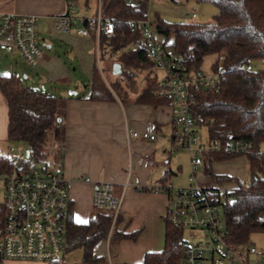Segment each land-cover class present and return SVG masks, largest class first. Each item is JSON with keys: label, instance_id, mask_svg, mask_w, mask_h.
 Returning <instances> with one entry per match:
<instances>
[{"label": "trees", "instance_id": "obj_1", "mask_svg": "<svg viewBox=\"0 0 264 264\" xmlns=\"http://www.w3.org/2000/svg\"><path fill=\"white\" fill-rule=\"evenodd\" d=\"M99 1L101 16L110 19L108 30L98 37L100 55L107 54L112 62L121 65L118 78L124 81L127 90L135 89L133 81L137 73L149 70L141 78L143 85L136 93V102L166 103V99L151 95L156 79L153 63L141 46V34L131 24V20L147 17V0ZM194 1L209 2L216 7L211 21L175 22L156 15L151 23L154 35L159 36L155 38L165 52L182 57L185 72L201 69L203 59L211 56L209 69L219 73L220 85L216 91L206 89L193 94L190 114L195 124L206 127L208 139H218L221 143L242 139L251 144L242 154L247 162L248 180L234 179L232 200L221 205L220 211L225 242L242 246L249 243L252 233L264 231V0ZM219 56H222L220 60ZM242 63H249L252 68L241 70L238 66ZM255 63L260 67L255 68ZM113 85L120 88L119 83ZM0 93L7 106L6 139L24 142L25 150L29 151L28 161L43 158L48 132L55 141L63 136L62 99L43 88L25 85L21 76L12 73L0 75ZM88 98L109 100L114 95L103 81L96 84L91 81ZM237 155L225 149L204 153L207 185L231 181L225 174H213L208 165ZM7 168L6 155L1 154L0 171ZM3 214L0 204V224ZM111 218L109 213L96 210L86 222L76 223L67 207L64 251L80 249L83 263L103 264L104 256L94 254L100 240L108 238L113 243L123 238L134 240L137 236V231L124 233L110 228ZM164 224L162 248L144 253L135 264L180 263L183 230L165 221Z\"/></svg>", "mask_w": 264, "mask_h": 264}, {"label": "built area", "instance_id": "obj_2", "mask_svg": "<svg viewBox=\"0 0 264 264\" xmlns=\"http://www.w3.org/2000/svg\"><path fill=\"white\" fill-rule=\"evenodd\" d=\"M132 0H127L131 2ZM190 17H195L194 13ZM37 16L31 13L0 11V50L17 52L31 68L39 66L41 51L36 39ZM56 32L74 31L80 36L92 34L98 43L101 32H106L110 19L100 14V1L94 15L76 14L71 1L63 14L53 17ZM132 27L141 34V46L158 71L151 95L166 99L173 125V150L188 153L189 183L174 186L162 181L143 187L135 184L138 191L149 190L165 194V223L187 230L180 246L179 264H264V251L251 244L232 246L225 242L221 205L232 200L233 186L219 184L209 186L196 180L195 170L202 164V155L208 151L225 149L233 154H244L251 144L242 139L221 143L218 139L202 140L197 125L190 114L195 92L216 91L220 76L213 70L198 69L185 72L182 57L166 53L155 38L151 21L131 20ZM222 56H219L220 60ZM241 70L252 65L242 63ZM126 136L154 140L153 131L125 128ZM8 168L0 171L2 195L0 204L4 214L0 224V260H35L46 264H62L65 236V218L68 207L66 180L57 169L47 166L30 167L29 155L20 146H10L6 152ZM89 181V178H83ZM130 185L128 176L122 187ZM112 185L101 182L95 185L92 204L111 215L114 224L120 208V199L111 195ZM196 232V233H195ZM109 234V232H108Z\"/></svg>", "mask_w": 264, "mask_h": 264}, {"label": "crops", "instance_id": "obj_3", "mask_svg": "<svg viewBox=\"0 0 264 264\" xmlns=\"http://www.w3.org/2000/svg\"><path fill=\"white\" fill-rule=\"evenodd\" d=\"M68 1L73 3L78 15L89 17L95 13L88 12L89 0L81 1L80 11L76 5L78 0H13L10 12L35 14L36 22L39 19L47 22L66 12ZM92 6L96 10L97 0ZM46 33V29L42 28L41 34L46 36ZM50 39L60 41L71 67L61 62L53 51L52 43L48 41L45 53H41L39 66L34 69L45 73L46 80L65 78L67 84L75 85L74 89L58 91L63 105V136L53 146V169L59 170L66 180L71 218L76 223L86 222L98 210L92 204L95 185L110 183L111 195L120 199L119 212L112 228L124 233L137 231V236L134 240L123 238L113 243L104 238L95 245L94 254L104 256L103 264L139 263L144 253L159 251L163 246L166 197L161 192L138 191L134 185L148 187L162 181L175 185L189 183V165H177L178 156L175 152L178 149L172 152L173 125L168 101L157 105L136 102L135 96L140 88L138 85L133 91L125 88L109 100L89 99L91 76L100 68L101 57L94 36H80L71 30H54L53 38ZM8 70L9 74H14L13 66L0 57V75H8ZM18 72L21 78L26 77L22 68ZM74 72L80 73L87 80L81 93H77L80 84L75 79L77 77H70ZM153 72L157 77L158 71L153 68ZM6 123L7 106L0 93V151H7L11 146L6 139ZM125 128L153 131L155 139L128 137ZM243 159L244 155H237L227 160L212 161L208 166L213 174L230 176L233 180L222 184L233 186L234 179L244 181L239 169L243 166ZM200 167H206L203 161ZM233 168L236 170L233 171ZM126 175L130 185L123 188ZM83 178H89V181ZM196 180L202 184L209 183L205 172ZM249 244L263 250L262 245ZM75 250L79 251L76 255L72 254L73 250H63L62 264H86L81 261L80 249ZM0 264L46 263L35 260H0Z\"/></svg>", "mask_w": 264, "mask_h": 264}, {"label": "rangeland", "instance_id": "obj_4", "mask_svg": "<svg viewBox=\"0 0 264 264\" xmlns=\"http://www.w3.org/2000/svg\"><path fill=\"white\" fill-rule=\"evenodd\" d=\"M81 1L78 0L77 2V9L80 11L81 9ZM95 0H89L90 2V10L88 12H94L95 11V6H92L94 4ZM13 0H0V11L3 12H9L12 11L11 6H12ZM217 12L216 7L209 2H201V1H194V0H147V18L152 21L154 16L158 15L160 18L166 20V21H193V22H209L212 20L213 15ZM194 13L195 17H190V14ZM89 16V15H88ZM87 17V16H86ZM42 28L46 29V34L48 35H42ZM54 35V23L53 19L52 20H47V22L41 21L40 19L36 22V39H37V44L40 48V51L42 54L45 53L46 48L45 45L49 41L52 43L53 46V51L55 55L61 60V62H65L68 66L71 67V62L68 60L67 56H65V53L63 51V47L61 46V43L59 40L55 39L52 40L50 38H53ZM157 39H159V36L155 35ZM48 42V43H49ZM56 42V43H55ZM65 48V47H64ZM0 57L3 58L5 63L8 65L13 66V73L15 75L19 76V69L22 68L24 72L26 73V77L21 78L22 83H24L27 86L30 87H36V88H43L44 91L51 93L52 95H57L59 96V90L61 89H66L65 91H68V89H74V84L69 85L67 84V81L65 78H58L55 80H46L45 73L38 72L36 69L29 67L18 55L17 52H9V53H4L3 51L0 50ZM212 60L211 56H207L203 59L201 69L208 71L209 70V65ZM112 60L108 57L107 54L101 55L100 57V68L97 69L92 73L91 79L92 81L96 84L99 83L100 81H103L106 86L109 87L110 92L116 96L123 92L125 89L124 86V81L119 80L118 75H114L111 72V66H112ZM255 68L260 67L259 63H255L253 65ZM149 72V70H143L142 72L137 73L135 76V80L133 81L134 84L138 85L141 87L143 85V82L141 79L142 76ZM10 73V70H8V74ZM75 74H70V77H74V75L77 77L75 79H78V82H80L79 87H78V92L81 93L84 90V86L87 85V80L86 78L82 77L80 73L74 72ZM116 81V82H115ZM115 83L120 84V88L116 89L114 87ZM77 87V85H76ZM73 91V90H72ZM119 93V94H118ZM197 129V134L199 137L204 140L207 137L206 134V127L201 126V127H196ZM11 146H20L23 150L26 149V145L24 142L21 141H9ZM55 140H53L52 135L50 132L47 134L46 138V143L43 146V151L46 152V155L39 159L38 161H33L32 159L29 160V166L30 167H42V166H47L49 169L54 168V153H53V146L55 144ZM6 150H1L0 154H6ZM173 152V149H172ZM176 155L178 156V164H188V153L186 151H183L181 149H178L177 152H175ZM175 156V154H173ZM180 163V164H179ZM241 174L243 175V180L247 181L248 180V172H247V162L243 159V166L241 168ZM233 171L236 169L233 168ZM233 173V172H231ZM188 174H189V166H188ZM204 175V169L203 167H198L195 170V177L198 179L200 175ZM233 179L231 178V181ZM232 183V182H231ZM174 186H185L183 184H178L176 183L173 184ZM234 186V184H233ZM1 195H2V181L0 179V200H1ZM222 219V216H221ZM188 235L187 230H183V237L186 238ZM249 243L255 244V245H262L263 251H264V231L262 232H254L250 235L249 238ZM79 252L78 250H73L72 254H77ZM74 256V255H72Z\"/></svg>", "mask_w": 264, "mask_h": 264}, {"label": "water", "instance_id": "obj_5", "mask_svg": "<svg viewBox=\"0 0 264 264\" xmlns=\"http://www.w3.org/2000/svg\"><path fill=\"white\" fill-rule=\"evenodd\" d=\"M121 70H122L121 65L118 62H113L112 63V66H111L112 74H114V75L120 74ZM57 120H59V118H57ZM28 155H29V151L26 150V157H28Z\"/></svg>", "mask_w": 264, "mask_h": 264}]
</instances>
